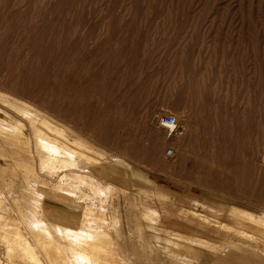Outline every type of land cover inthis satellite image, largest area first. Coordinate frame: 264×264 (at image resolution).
I'll list each match as a JSON object with an SVG mask.
<instances>
[{"label": "rangeland", "instance_id": "rangeland-1", "mask_svg": "<svg viewBox=\"0 0 264 264\" xmlns=\"http://www.w3.org/2000/svg\"><path fill=\"white\" fill-rule=\"evenodd\" d=\"M55 141L75 165L43 167ZM263 156L264 0H0V201L34 245L101 215L116 259L186 264L213 223L174 205L256 243ZM2 240L0 264H34Z\"/></svg>", "mask_w": 264, "mask_h": 264}, {"label": "bare ground", "instance_id": "bare-ground-1", "mask_svg": "<svg viewBox=\"0 0 264 264\" xmlns=\"http://www.w3.org/2000/svg\"><path fill=\"white\" fill-rule=\"evenodd\" d=\"M13 96V95H12ZM25 101V100H24ZM29 104V103H28ZM36 108V107H35ZM178 120V117L175 116ZM162 119V118H161ZM161 122V121H160ZM53 126V125H52ZM162 126V124H161ZM46 128H48V126H46ZM50 128V127H49ZM11 129V128H10ZM51 130V129H50ZM55 132H59V133H62L64 132L62 129L58 128V127H55L53 129ZM12 132V131H11ZM167 133V132H166ZM63 134V133H62ZM60 135V134H59ZM64 135V134H63ZM167 135L169 136V133H167ZM47 137V136H46ZM63 137V136H62ZM50 138V137H48ZM51 139V138H50ZM53 139V138H52ZM42 139H40L41 141ZM43 141V140H42ZM48 141V140H47ZM45 142V140H44ZM71 142V141H70ZM53 143V144H51ZM50 144V149L52 151L51 153V157L49 160L45 161L44 159L42 160V165L44 168H48L50 169L51 171H55L57 169H61L62 165L65 167L68 166V167H71L72 165H75L76 163L74 162V155L77 154L76 152V149H69L70 147L68 146V149L69 151H67V149H65L62 145L58 144V142L56 143L55 142H51ZM42 145V143H41ZM49 145V144H48ZM47 147V148H49ZM21 148L24 149V147L22 146ZM83 148V147H81ZM20 150V149H18ZM49 150V149H48ZM88 150V149H87ZM23 151V150H22ZM171 155L174 154V149H171ZM91 152V151H90ZM169 153V152H168ZM20 154V152H19ZM65 157L66 160H63L61 161L60 157ZM74 159V160H73ZM91 160V158H90ZM76 161V160H75ZM32 162V161H31ZM30 163V162H29ZM75 163V164H74ZM260 166H262L264 168V156L262 158V161L260 162ZM80 165V164H79ZM90 165V164H88ZM85 166V165H84ZM43 168V169H44ZM74 169V168H73ZM87 169V168H86ZM46 170V169H44ZM49 171V170H47ZM50 171V172H51ZM89 171V170H87ZM90 171H93V170H90ZM73 172V171H72ZM75 172V171H74ZM68 174V173H66ZM73 174V173H71ZM76 176L75 177H71V181L68 182L67 184L70 185L72 187H74L75 185L76 186H79L78 182L75 181L74 179H76ZM66 177V176H65ZM85 177V176H84ZM69 178V177H68ZM81 178V177H80ZM79 179V178H78ZM87 179V178H86ZM86 179H82L80 180V184H88L89 181L87 182ZM64 180L63 179V183H64ZM66 181V180H65ZM62 183V182H61ZM62 183V184H63ZM61 184V185H62ZM94 184V183H93ZM97 184V183H96ZM66 185V184H65ZM64 185V186H65ZM100 185V184H98ZM82 187V186H81ZM86 187V186H85ZM100 187V186H99ZM69 188V187H68ZM71 189V188H70ZM100 190H102L100 188ZM112 189L111 188H107L106 191L104 192H110ZM68 191V190H67ZM87 193V192H86ZM111 193V192H110ZM85 195V194H84ZM97 197V196H96ZM108 197V196H106ZM103 198H105L103 196ZM100 199V198H99ZM164 199L166 200H171L170 197L168 195L164 196ZM172 201V200H171ZM0 204L2 205L0 208H1V214H0V240L3 239L2 241H5L7 243H5V246H7V250H8V254L10 253L12 256H15L14 258H18V257H27L29 263H34V264H50L51 262H53L54 264H58V262H61L63 263V261H69L71 262L72 264L74 263H83V264H134V262H131L130 260L127 259V257H123L122 259H116L117 256H115L113 254V251H112V241H111V237L109 238V234L108 232H106L107 230H105V227H109L107 223H105L104 221V218L103 216H99V218L101 219V223L102 225L101 226H98L97 225V218L98 217H91L89 215H92L95 214V211L92 210V209H86V212H87V215L89 217L85 218L83 220V223H82V233L81 234V237L82 239L78 240H73V241H66V246H63V248L60 246L61 245V242L57 243L55 240H53L52 238H49V235L48 234H42L39 232V235H37L38 233L36 232V235L37 237H35V245L34 243H32L29 239H27L26 237V234H23L21 231H20V227H18L17 225L14 224V219L11 218L8 214V212H10V208L8 207V205L5 203V202H2L0 201ZM6 206H5V205ZM10 204V203H9ZM4 205V206H3ZM174 207V211H177L181 214H184L185 217L187 218H192L194 219L197 215V212L196 211H192L190 209H187V208H184V207H179L177 208V206H173ZM72 208V207H71ZM235 210V209H233ZM150 211V210H149ZM155 212V211H154ZM196 212V213H195ZM19 213V212H18ZM34 213V212H32ZM103 213V212H102ZM153 213V212H151ZM240 213V212H239ZM255 213V212H254ZM259 214V213H258ZM257 214V215H258ZM262 214V213H260ZM263 215V214H262ZM32 216V215H31ZM194 216V217H193ZM149 217V215H148ZM244 217L248 220H251L253 222H256L261 224V225H264V218H262V216H260L259 218H257L255 216V214L253 213H244ZM256 217V218H255ZM19 218V217H18ZM17 219V217L15 218ZM22 219V217H21ZM28 219V218H26ZM32 219V218H31ZM38 219V218H37ZM97 219V220H96ZM206 219V218H205ZM29 220V219H28ZM33 220V219H32ZM112 220V219H111ZM99 221V220H98ZM116 221V220H115ZM207 221V219H206ZM37 222V220H36ZM59 222H63V221H59ZM100 222V221H99ZM41 223V222H39ZM68 223H72V222H68ZM154 223V221H153ZM30 224V223H29ZM33 224V223H32ZM35 224V223H34ZM66 224V223H65ZM114 224V223H112ZM155 224V223H154ZM28 226V225H27ZM60 226V225H59ZM58 226V227H59ZM32 227V226H31ZM31 227H26V229H33ZM57 227V226H56ZM65 227V226H63ZM44 228V227H43ZM41 227V229H43ZM61 228V227H60ZM69 229V227H67ZM37 229V228H35ZM40 229V230H41ZM57 229V228H56ZM78 229V228H77ZM114 229V228H112ZM34 230V229H33ZM59 230V229H58ZM65 230V229H63ZM74 230V228H73ZM25 231V230H24ZM36 231V230H35ZM44 231V230H43ZM62 231V230H61ZM66 231V230H65ZM78 231V230H77ZM29 233V231H27ZM31 232V230H30ZM33 232V231H32ZM48 230L46 229V232L47 233ZM70 232H72L70 230ZM26 233V232H25ZM27 233V234H28ZM75 233V232H74ZM73 233V235H74ZM30 234V233H29ZM28 234V235H29ZM32 235L35 234V232L31 233ZM69 234V233H67ZM66 234V235H67ZM72 234V233H70ZM69 234V235H70ZM71 235V236H73ZM52 236V235H51ZM60 236H62L60 234ZM70 236V237H71ZM57 237V236H56ZM64 237V236H63ZM69 239L70 237L67 236ZM74 237V236H73ZM71 237V238H73ZM76 237V236H75ZM62 238V237H61ZM67 238V239H68ZM118 238V237H117ZM66 238L64 240H67ZM119 239V238H118ZM189 239V238H188ZM59 240V239H58ZM121 240V239H119ZM118 240V241H119ZM197 240V239H196ZM1 241V242H2ZM34 241V242H35ZM61 241V240H60ZM115 241H117L115 239ZM63 243V244H65ZM194 243V242H193ZM62 244V245H63ZM119 247V246H118ZM64 251H63V250ZM120 250V249H119ZM115 251V250H114ZM69 253V256H65V253ZM62 253V254H61ZM130 253H132L130 251ZM62 258H61V256ZM127 255V254H126ZM130 255V254H129ZM10 256V255H9ZM128 256V255H127ZM140 256V255H139ZM116 257V258H115ZM11 258V257H10ZM13 258V260H14ZM144 258V257H143ZM19 259V258H18ZM133 259V258H131ZM146 259V258H145ZM26 260V261H27ZM18 261V260H17ZM17 261H15L17 263ZM27 261V262H28ZM135 261V260H134ZM146 261V260H145ZM178 264H185L184 262H179L177 261ZM136 263V262H135ZM137 264V263H136ZM152 264V263H151ZM188 264V263H186Z\"/></svg>", "mask_w": 264, "mask_h": 264}, {"label": "crops", "instance_id": "crops-1", "mask_svg": "<svg viewBox=\"0 0 264 264\" xmlns=\"http://www.w3.org/2000/svg\"><path fill=\"white\" fill-rule=\"evenodd\" d=\"M262 214L256 217L262 216L264 218V214ZM196 215H199L202 219L207 218L210 224L213 223L209 225L213 228L212 230L209 229L204 235L208 239L206 245L193 246L190 253L187 252V255L183 251L177 252L182 255L188 264H264V225L256 221L248 226V228L256 229V243L247 240L241 241L240 239L234 241V235L217 229L222 225L232 227L231 225L213 219L208 215L199 213ZM228 239H232L230 244H228Z\"/></svg>", "mask_w": 264, "mask_h": 264}, {"label": "built area", "instance_id": "built-area-1", "mask_svg": "<svg viewBox=\"0 0 264 264\" xmlns=\"http://www.w3.org/2000/svg\"><path fill=\"white\" fill-rule=\"evenodd\" d=\"M162 127L169 133V135L176 134L180 125L177 118L174 115H164L161 119Z\"/></svg>", "mask_w": 264, "mask_h": 264}]
</instances>
